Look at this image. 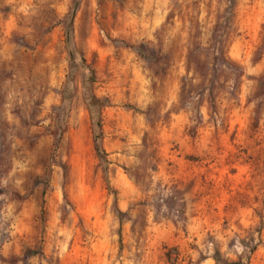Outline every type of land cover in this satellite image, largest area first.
Here are the masks:
<instances>
[{
  "label": "rangeland",
  "instance_id": "rangeland-1",
  "mask_svg": "<svg viewBox=\"0 0 264 264\" xmlns=\"http://www.w3.org/2000/svg\"><path fill=\"white\" fill-rule=\"evenodd\" d=\"M0 264H264V0H0Z\"/></svg>",
  "mask_w": 264,
  "mask_h": 264
},
{
  "label": "trees",
  "instance_id": "trees-1",
  "mask_svg": "<svg viewBox=\"0 0 264 264\" xmlns=\"http://www.w3.org/2000/svg\"><path fill=\"white\" fill-rule=\"evenodd\" d=\"M73 65H72V69H73ZM85 68V67H84ZM72 70H71V74H72ZM86 107L90 113V116L92 119L96 120V127H100V124H99V113H100V108H101V105H100V101H98L97 99H95L93 96H89L87 97L86 99ZM94 150L96 152V155L98 156V158L102 159L103 157V152L100 148V145L98 143V138L95 137L94 139Z\"/></svg>",
  "mask_w": 264,
  "mask_h": 264
}]
</instances>
